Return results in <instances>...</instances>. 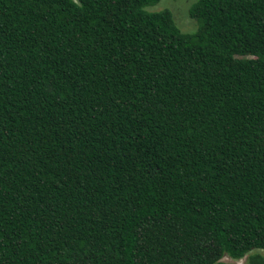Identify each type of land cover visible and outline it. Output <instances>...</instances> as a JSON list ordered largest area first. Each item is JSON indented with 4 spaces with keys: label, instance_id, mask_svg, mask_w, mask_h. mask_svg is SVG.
Returning a JSON list of instances; mask_svg holds the SVG:
<instances>
[{
    "label": "trees",
    "instance_id": "trees-1",
    "mask_svg": "<svg viewBox=\"0 0 264 264\" xmlns=\"http://www.w3.org/2000/svg\"><path fill=\"white\" fill-rule=\"evenodd\" d=\"M0 0V264H264V0Z\"/></svg>",
    "mask_w": 264,
    "mask_h": 264
},
{
    "label": "rangeland",
    "instance_id": "rangeland-1",
    "mask_svg": "<svg viewBox=\"0 0 264 264\" xmlns=\"http://www.w3.org/2000/svg\"><path fill=\"white\" fill-rule=\"evenodd\" d=\"M194 1L195 0H160L156 6L151 7L149 10L168 9L179 29L182 32H191L195 30L196 24L195 21L189 18L188 9ZM259 252L264 255V251ZM222 260L228 264H244V259L235 260L224 257Z\"/></svg>",
    "mask_w": 264,
    "mask_h": 264
}]
</instances>
